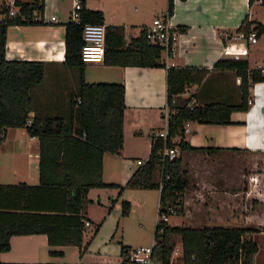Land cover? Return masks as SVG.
Masks as SVG:
<instances>
[{
    "label": "crops",
    "instance_id": "0c3cea01",
    "mask_svg": "<svg viewBox=\"0 0 264 264\" xmlns=\"http://www.w3.org/2000/svg\"><path fill=\"white\" fill-rule=\"evenodd\" d=\"M4 3L6 0H0V6ZM71 5L72 0H44V24L7 27V60L42 61L46 65L43 82L30 89L31 118L65 116L70 98L77 94L78 73L64 63L65 26L70 21ZM84 6L102 12L105 27H122L125 39L129 40L151 23L137 21L141 8L149 7L156 14L159 12L160 15L156 16L165 15L168 0H85ZM52 16L57 18L56 23L50 21ZM245 18L251 22L250 28L256 23L264 26V5L258 0L252 5H249V0L173 1L170 22L177 27L184 26L186 30L177 37V54L169 60L171 65L210 70L201 83L190 85L191 95H194L191 104L240 103L239 77L234 70H213L216 61H246L249 69L264 65V32L257 37L256 43L251 44L247 41L248 33L236 31ZM166 69L163 66L123 67L104 62L84 64L85 81L116 82L125 86L123 148L116 154L104 153L102 180L105 183L125 185L139 167L136 161L149 156L154 132L165 129L166 111L190 97L186 92L175 95L169 107ZM249 97L251 103L248 109L231 112L230 124L194 121L184 124L189 130L184 132V139L200 150L181 153L188 181L181 197L183 210L177 215L179 222L174 226L252 228L255 231L249 237L256 242L258 250L250 264H264V82L253 83L249 88ZM17 134L22 136L20 141ZM5 141H8L6 152L2 154L1 146ZM140 145L147 150L139 149ZM1 146L0 167L3 168H0V183L38 184V138L30 137L25 128L8 127ZM19 156L25 157L26 168H12ZM125 189L128 188L120 193L117 188H92L88 191L83 223L88 221L89 224H84L83 247L89 243L85 226L95 224V234L101 222L104 224L109 218L102 207L100 214L104 215L98 217L94 212L90 205L93 203L91 195L106 208L108 201H117ZM156 190L160 194V190ZM112 191L114 194H111ZM114 196L116 199H113ZM179 245L181 257V243ZM50 250L62 251V254H50ZM107 253L97 254L116 256L120 248L117 252ZM79 255L76 246H50L46 234H23L10 237L9 249L0 252V261L79 264L90 260L88 251L82 257Z\"/></svg>",
    "mask_w": 264,
    "mask_h": 264
},
{
    "label": "trees",
    "instance_id": "16d2710c",
    "mask_svg": "<svg viewBox=\"0 0 264 264\" xmlns=\"http://www.w3.org/2000/svg\"><path fill=\"white\" fill-rule=\"evenodd\" d=\"M78 23L69 21L65 26L64 63L78 69V91L70 98L65 116L40 118L34 116L26 124L32 111L30 89L44 80L45 63L42 61L7 60L5 58L6 30L10 25L44 24L42 12L44 0H15L18 12L8 15L6 3L0 6V146L6 129L25 128L30 137L39 140V183L29 185L0 183V252L9 249L13 235L46 234L50 246L71 245L78 247L81 257L87 254L83 247L84 215L87 193L92 188L159 189L158 214L168 207L178 213L183 210L182 193L187 186V171L183 167L181 153L196 151L184 139V124L190 121L205 124H230L233 111H246L249 107V88L253 83L264 82V73L249 69L246 61L218 60L216 69L234 70L240 79L241 100L230 105L211 102L191 104V97L175 108L172 97L185 93V87L201 83L210 72L207 68L168 67L166 91L168 109V136L164 140L153 136L150 154L125 185L105 183L102 180L104 153L116 154L123 148V118L125 110V86L116 82H87L84 63L80 58L84 24H103V13L84 6ZM173 1L168 0L167 15L171 16ZM256 0H249L252 5ZM264 5V0H258ZM245 18L236 31L246 34L264 32V26ZM179 33L186 27H177ZM104 63L116 66H163L161 50L150 45L145 28L124 37L123 28L105 27ZM177 137V140L173 138ZM164 147L178 149L173 159L162 156ZM158 173V180L156 174ZM160 184L162 187L160 188ZM130 204L122 202V214L129 212ZM111 210V208L109 209ZM97 231V229H96ZM255 230L238 227H184L169 226L159 221L154 228V255L161 264H171L174 249L172 239L178 237L182 255L176 264H250L258 247L249 237ZM116 256L90 255V260L79 264H127L131 248L120 244ZM50 254L62 251L50 250ZM89 258V257H88ZM0 264H17L3 263Z\"/></svg>",
    "mask_w": 264,
    "mask_h": 264
},
{
    "label": "rangeland",
    "instance_id": "374dc122",
    "mask_svg": "<svg viewBox=\"0 0 264 264\" xmlns=\"http://www.w3.org/2000/svg\"><path fill=\"white\" fill-rule=\"evenodd\" d=\"M7 1L8 0H6V2ZM141 9L142 10H140L137 15V21L139 23L149 24L154 16L160 15L159 12L156 14L154 10L149 9V7ZM126 41L128 40L126 39ZM75 72L78 73V69H75ZM188 92L191 97V91ZM192 99L193 97H191V102ZM16 137L19 141L22 139L21 134H17ZM8 141L3 142L1 146L2 154L6 152V145ZM138 147L141 150H147V147L145 146L140 145ZM19 157V159L16 158L14 161L12 168H26L27 164L25 157ZM0 168L3 167L1 166ZM158 176L159 175L157 173V180ZM111 194H114V191H112ZM90 198H93V203H90V205L93 206L92 208L94 212L98 214V217L104 215L100 214V208L102 207L104 213L107 214L109 218L104 222V224L101 222V226L95 234V224H91L89 227L85 226V234L88 239L87 242H89L86 246V250L89 252V255L107 252H110L111 254L112 251L117 252L120 248V244L128 245L130 248L135 249L140 247H149L154 243V228L158 220V190L125 189L118 197L117 201H108V206L106 208L98 203L93 195H91ZM113 199H116V196H114ZM123 201H127L130 204L129 212L126 215L122 214ZM102 204H104V202H102ZM109 207L111 208L110 212ZM178 222L179 218L177 216H171L167 223L170 226H174ZM178 241V237L172 239V242L174 243V249L170 257L172 264L179 262L181 248H179L180 243L178 244ZM79 256L81 257V255Z\"/></svg>",
    "mask_w": 264,
    "mask_h": 264
},
{
    "label": "built area",
    "instance_id": "2783aa9c",
    "mask_svg": "<svg viewBox=\"0 0 264 264\" xmlns=\"http://www.w3.org/2000/svg\"><path fill=\"white\" fill-rule=\"evenodd\" d=\"M8 7V15L6 17H11L15 15L19 7L15 5V0H8L6 2ZM83 8L82 0H72L71 10H70V21L78 23L81 20V10ZM51 22H57L55 16L51 17ZM105 26L103 24H84L82 30L83 44L80 49V58L84 63H102L104 61L105 52ZM146 38L150 45H154L160 48L161 58L160 61L168 68L172 66L170 59L174 58L177 54L176 42L179 35L177 26H174L169 19L167 14L156 16L153 18L151 23L145 28ZM247 41L251 44L257 42V36L255 31H250L247 36ZM262 73H264V65H259L257 67ZM190 86L185 87V92L189 93ZM251 100H248V104ZM166 127L164 130H157L154 132L153 136L155 138L166 139L168 136L167 124H168V111L165 113ZM32 122L31 117L26 121L27 125ZM189 131L187 127H184V132ZM173 139H177L176 137ZM162 156L168 157L169 159L176 158L178 156V149L176 147L168 148L164 147L162 151ZM146 159H139L136 163L140 166L146 162ZM162 185L160 184V188ZM158 214V212H157ZM179 213L173 207H168L164 211L158 214V220L162 222H168L171 216H177ZM156 222V223H157ZM85 225L89 222L85 221ZM154 245L155 242L149 247H140L130 250V257L127 264H161L160 260L154 255Z\"/></svg>",
    "mask_w": 264,
    "mask_h": 264
}]
</instances>
